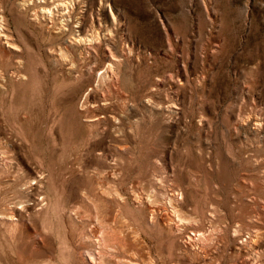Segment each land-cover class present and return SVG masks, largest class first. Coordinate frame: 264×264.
<instances>
[{"label":"rangeland","instance_id":"obj_1","mask_svg":"<svg viewBox=\"0 0 264 264\" xmlns=\"http://www.w3.org/2000/svg\"><path fill=\"white\" fill-rule=\"evenodd\" d=\"M68 1L60 35L38 0H0V264H253L249 241L264 264V0ZM80 21L109 39L84 52Z\"/></svg>","mask_w":264,"mask_h":264},{"label":"bare ground","instance_id":"obj_2","mask_svg":"<svg viewBox=\"0 0 264 264\" xmlns=\"http://www.w3.org/2000/svg\"><path fill=\"white\" fill-rule=\"evenodd\" d=\"M31 1L32 0H23L22 5H21V8L22 9H25L28 6L27 4L29 2H31ZM48 1L47 0H38L37 7L39 9H38L37 12H34V14H33L34 17L35 18H38L40 16L39 18H41L42 20L49 21L52 24L53 27H56V28L58 27V30H59L60 35L67 34L68 30L66 29V26L69 25L68 24V21H69V19L71 17L72 11H73L71 2H69L68 0H52L51 2H50V0H48ZM111 16L113 17L112 14H111ZM2 21H3V17L0 16V46H2L3 49H5V48L7 50L10 49L9 51H11L12 48L15 49V50L16 49L19 50L17 48V46L12 42V38L8 34L7 28L4 26V24L2 23ZM77 24L79 25V29L77 31L73 32L71 29L69 30V32H71L70 34L72 35V38H71L70 41H72V44L75 45L76 47L82 48L84 50V52L86 51V53H88V50L94 52L96 47L98 48L101 45L102 42H104L105 40H107V38L109 39V30H106L107 31L106 34H103L102 35V30L100 28H97V26H95V24L92 23V25H91V31L89 32V34H84L83 31H82V29H81V25L83 24V21H80ZM65 31H67V32L65 33ZM72 32H73V34H72ZM1 51H2L3 54H6V52H4L3 50H1ZM105 51H106L105 52L106 53L105 59L107 61H106V63L104 64V66L101 69L102 70L105 69L106 77L109 80V87H112L113 88L114 87L113 85H114L115 81L117 80V78H116L117 75H115V72L113 71V68H112L113 67L112 66V62L109 59H111V58L112 59H116V58H115V55L113 54V52L111 51V49L108 48V46L106 47ZM64 53L67 54V49L65 47H64V49L63 48L62 49L59 48V55L58 56H59L60 59L63 58V54ZM6 55H8V54H6ZM7 58L9 59L10 57H7ZM15 63L17 65V67H20L21 66L20 60H16ZM88 68H90V67L88 66ZM70 70H72V68H70ZM101 101L103 102V101H106V100L105 99H102ZM171 106H173V105H171ZM2 148H3V142L0 139V149H2ZM0 158H1L0 159V162H1L0 163V168H2V170L3 171H6V172H8L9 170H11V168H12L11 167L12 158L11 157L9 158V155L7 154V152H4V151L0 150ZM31 177H30V179H28V181L26 180V182L22 185V187L25 186L26 192L27 191L30 192V190L32 191V186H31L30 182L36 181L35 182L36 184H40V180L41 179L37 178L38 177L37 174L33 178H31ZM96 185H98L100 188L103 187V183H102L101 180L100 181H97ZM22 187H20V185H18V190H17V193L18 194H21ZM96 188H97V186H96ZM99 189H97V190H99ZM108 189L109 188L106 187L107 193L109 192ZM162 191L164 192V195H165L164 197H165L166 202L168 203V205L170 207H173V210H172V213H171L172 216L167 217V219H165V220H161L160 223H162L163 225H165V227H168L169 226L168 228H169V231L170 232H172L173 230H176L177 231V229L175 228V225L174 224H169V223H174L175 221L176 222H181V219L180 218H177V220H175V218L177 217L176 214L178 213V210L176 209V202H177L176 199L177 198L176 197L173 198V194L172 193L170 194V193L164 191L163 189H162ZM110 193L116 199H119L120 198L118 196V193L116 191H114L113 193L110 191ZM16 199H18V198H16ZM20 201H21V203L27 202V198H24L23 197V198H21ZM144 201H145V204H143L142 201L141 202L139 201V205H141V206L143 205V210L145 212H147L149 215H151V218H154V215H156L158 213V208H159L158 205H156V203H154V202H151L149 197H147L146 200H144ZM9 214L10 215H8V216H12L13 217V211H10ZM155 222L153 220H151L149 223H151L152 225H154ZM156 224H157V222H156ZM96 233H97V231H95V232L92 231L91 232L92 236H94V237H96ZM196 235H194V238L196 237ZM198 236H199V234H198ZM189 238H188V240H191ZM96 242H97V247H98V248L96 247V249H98V250H96V249L95 250L89 249V251H87V253L85 254L86 257H87V259L90 262H92V263H96L95 262L96 258L102 257V253L105 252L104 250L106 248V244H105V242H104L103 239H99ZM254 244H255L254 241H249L247 244H244L247 248L246 247H243V246H240V247H237V251L239 253H241V254L242 253L245 254L248 251L250 254L253 255L252 257H255V258H252L251 259V260H253L252 263L253 264L254 263L256 264V262L259 261V257L256 256L257 252H256V250L254 248L255 247Z\"/></svg>","mask_w":264,"mask_h":264}]
</instances>
